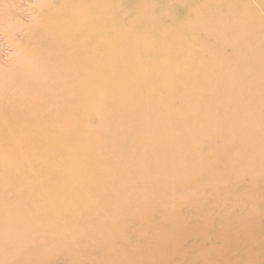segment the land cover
<instances>
[{"label": "bare ground", "instance_id": "1", "mask_svg": "<svg viewBox=\"0 0 264 264\" xmlns=\"http://www.w3.org/2000/svg\"><path fill=\"white\" fill-rule=\"evenodd\" d=\"M0 40V264H264V0H0Z\"/></svg>", "mask_w": 264, "mask_h": 264}, {"label": "rangeland", "instance_id": "2", "mask_svg": "<svg viewBox=\"0 0 264 264\" xmlns=\"http://www.w3.org/2000/svg\"><path fill=\"white\" fill-rule=\"evenodd\" d=\"M1 44H2V46H0V47H2V48H1L0 52L2 54L0 53L1 54L0 55V66L4 69L6 66H8L10 64L14 53H12V49H11L12 47H10V45L6 44L5 41L0 40V45ZM229 194L234 195V192H230ZM263 219L264 218H262L260 220L256 219L255 221L258 222V221H261ZM186 237L191 242L196 243V247H201V242H200L201 236L198 233L189 232L186 235ZM131 242L133 243V245L136 244L135 240H133V239L131 240ZM207 246H209V244H207ZM118 248H120L118 242H116L112 248H110L106 245H103V246L98 247V248H96V247L94 248L93 246H90V247L86 248L83 252L78 253L80 258H78L79 260L75 263L82 264L83 262H85L86 264H109L108 260H107V256L111 253L116 254ZM140 258L145 259L143 256H140ZM259 259L261 262L264 261V259L262 257H260ZM216 262H218V260ZM42 264H72V260L70 259V256H68V254L63 253L60 255H55V257L49 258L48 261L46 260ZM217 264H222V263H217Z\"/></svg>", "mask_w": 264, "mask_h": 264}]
</instances>
